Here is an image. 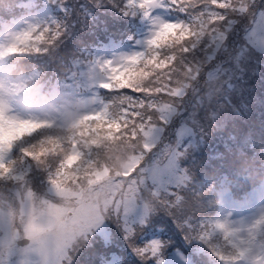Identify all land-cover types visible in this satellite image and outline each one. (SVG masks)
<instances>
[{"label": "trees", "instance_id": "16d2710c", "mask_svg": "<svg viewBox=\"0 0 264 264\" xmlns=\"http://www.w3.org/2000/svg\"><path fill=\"white\" fill-rule=\"evenodd\" d=\"M127 1L8 0L4 5L0 0V28L39 7L47 6L54 14L53 22L39 28V32L45 35L44 41L14 57L7 55L5 62L11 63L12 67L23 65L28 72L36 70L34 78L44 81L46 94L71 85L85 91V82L90 80L87 73L91 71L100 45L123 43L131 40L132 35L135 39L148 25L145 9L134 16L133 12L141 8L138 3L135 7L125 5ZM248 11V5H245L237 17H243ZM255 15L262 17L264 9H256ZM239 23V18L230 19L227 30L231 31ZM244 27L245 37L257 56H264L261 51L264 44L251 38V30L247 25ZM106 29L108 34L104 33ZM262 32L260 29L258 35ZM106 36L109 39L99 41ZM149 51L148 46L145 59L136 63L137 66L143 63L139 72L125 74L109 83L110 90L100 87L101 96L108 101V120L90 118L71 127L42 125L34 134L23 135L14 146L13 159L0 164L1 177L3 174L15 175L6 183L0 180V189L23 191L29 180L32 187L42 184L51 192L54 188L73 193L81 190V201L98 194L104 198L103 203L98 204L101 220L104 217L105 222H119L128 230L156 223L157 230L163 233L161 240L172 238V245L163 254L165 264H174L170 256L176 251L185 255L189 247L199 250L202 264H221L210 241L215 245L224 244V234L216 227L222 190L227 188L235 201H241L253 195L264 182V144L261 143L264 128L260 111L242 105L243 110L235 111L232 117L234 122H220L204 136H193L191 142L181 148L188 127L186 122L179 121L184 111L183 102L197 95L199 84L218 78L222 69L220 65L213 69L207 67L215 52L207 54L204 59L183 58L180 65L187 67L188 75L178 68L180 86L173 90L177 99L157 100L152 120L144 119L143 104H129L126 108L123 105L129 98L116 93L130 86L146 95L160 91L155 87L158 81L152 80L155 69L145 70L150 68L147 64V59L151 58ZM66 55L71 58L64 60ZM249 65L236 73L233 87L239 92L246 89L254 92L264 79V60L254 59ZM197 73H203V81ZM138 80L144 83L138 84ZM132 108L136 110L131 111ZM220 136L225 138L223 143L216 140ZM242 140L249 142L248 147L256 152L246 151L241 146ZM75 145H79L84 154L69 165ZM200 154L205 158L201 159ZM109 164L119 170H113L107 176L104 170ZM155 169L163 173L158 175ZM114 177L122 181L115 193L107 187L109 178ZM133 200L145 208V214L140 218L136 216L138 219L128 218L126 222L124 210ZM169 219L175 230L163 228L162 222ZM93 228L92 224L79 225L78 232L75 231L78 239L75 238L68 249L83 246ZM260 236L264 237V229ZM138 255L142 256V252Z\"/></svg>", "mask_w": 264, "mask_h": 264}, {"label": "snow or ice", "instance_id": "6c2138e0", "mask_svg": "<svg viewBox=\"0 0 264 264\" xmlns=\"http://www.w3.org/2000/svg\"><path fill=\"white\" fill-rule=\"evenodd\" d=\"M129 3L135 6L137 0H129ZM154 4L155 0H138L141 9L151 8ZM164 4L174 18L161 22L154 38L148 42L151 58L147 59V64L150 68L145 69L146 71L155 69L152 80L158 81L155 87L160 91L146 95L142 91H136L135 87H126L116 93L129 98L128 103L123 106L127 108L129 104H143L144 119L152 120L156 113L157 100L177 99V94H174L173 90L180 86L178 68L185 76L188 75L187 67L181 66L180 61L186 57H191L193 60L204 59L207 54L215 52L214 59L207 67L213 69L220 65L222 74L213 81L199 84L200 91L197 95L186 98L183 102L184 111L179 121L186 122L188 127L181 148L188 145L193 136L197 138L204 136L220 122H234L232 117L235 111L243 110L242 105L260 111L262 128H264V79L260 80L259 87L254 92L247 89L239 92L233 87L236 73L241 68L249 67V61L264 60V56H257L256 50L244 34V26L247 25L251 30V38L264 41V36L258 35L259 30L264 29V17L257 18L255 15L256 9H264V0H164ZM245 5H248V13L243 17H237V13L242 11ZM232 18H239L240 23L228 31L227 26ZM33 32L35 31L25 32L23 38L17 37V39L25 45H28L29 40H38L40 43L45 40L43 32H40L38 37L34 36ZM26 50L29 48H21L15 43L7 49L9 53ZM144 59L141 54L131 58L122 68H111L114 74L112 79L116 80L121 74L131 75L139 72L143 63L137 66L136 61ZM197 76L203 81V73H197ZM137 83L144 82L138 80ZM104 87L111 89V85L108 84ZM0 121L3 123V128L0 130L9 138L10 149L22 138L21 131L24 128L41 126L39 121L24 120L10 114L2 100H0ZM224 139L222 136L216 137L219 143H223ZM248 143L242 140L241 146L249 153H255L256 149L249 148ZM261 143L264 144V139ZM200 158L205 157L200 154ZM76 159L78 157L70 159L69 165ZM84 212L86 216L90 215L89 209H85ZM162 224L165 230H175L174 223L170 219L164 220ZM216 227L224 234V244L215 245L211 241L210 244L221 264H264V237L252 232L245 235L242 231L232 230L224 223ZM162 235L163 233L157 230L156 223L128 230L122 228L119 222L97 220L88 241L83 246L68 250L55 248L54 251L60 256L59 264H114V260L117 259L118 264H165L163 254L172 245V238L169 237L166 241L162 239L160 244H156L153 238ZM34 243L36 255L24 257L23 264H41L40 257L53 250L49 248L48 238L39 234L34 238ZM5 250L9 253L7 259L3 254ZM139 252H142V256L138 255ZM20 259V253L13 246L11 238L0 234V264H20ZM184 259L185 264H202V257L195 247L187 249Z\"/></svg>", "mask_w": 264, "mask_h": 264}, {"label": "rangeland", "instance_id": "374dc122", "mask_svg": "<svg viewBox=\"0 0 264 264\" xmlns=\"http://www.w3.org/2000/svg\"><path fill=\"white\" fill-rule=\"evenodd\" d=\"M79 1V0H77ZM8 0H2L5 5ZM138 3V0H137ZM131 7H135L128 3ZM139 9L133 12L134 16H137ZM53 9L45 6L39 7L35 12L27 14L14 24L10 25L0 36V86L3 85V77L6 71L12 66L6 64V56L9 52L6 45L9 43V38L13 34H20L28 31H37L44 24L53 22L54 14ZM152 14L151 22L145 32L141 34L139 38L120 44H113L109 46V51H100L96 57L97 61L87 73L90 80L85 82V91L79 90L77 86L71 85L60 92L54 90V93L46 94L48 98L55 101V106L58 112L66 113L65 115L58 117L57 119H45L42 117L41 112L45 106H50V100L46 99L45 95L36 94L31 98V104L34 106L31 109L25 111L16 106L8 108V112L24 120L39 121L42 125H52L54 127H71L83 120L90 118L106 119L110 118L108 111V101L100 94V87L105 84L113 83L116 80L123 77L125 74H121L116 80H113V73L111 68H122L131 58L145 56L146 50L149 46V41L154 38V34L159 30L161 22H165L173 17V14L169 13L167 6L164 4V0H155V4L150 8ZM264 17V15L262 16ZM178 18V17H175ZM146 26V27H147ZM260 36H264V29ZM105 34L109 33V30L104 31ZM264 44V41H261ZM70 55H66L63 59H70ZM137 60L136 63H139ZM36 70L29 71V77H35ZM100 94V95H99ZM2 100L6 105L7 102ZM74 111V112H71ZM69 112V113H68ZM3 128V123L0 121V129ZM39 127L28 126L21 131V137L23 135L34 134ZM151 139V136H148ZM186 137V136H185ZM14 147L10 149L9 138L0 130V164H6L14 157ZM84 154V151L79 145H75L70 154V159L78 157L75 161L79 160V157ZM124 159H122L123 161ZM74 161V162H75ZM69 164V163H68ZM129 166V165H128ZM130 167V166H129ZM114 165L109 164L104 170L108 176L109 172L116 170ZM8 170L5 171V173ZM155 173L161 175L163 172L160 169H155ZM160 173V174H159ZM15 177V175H12ZM7 174L0 176V180L6 183L9 177ZM18 176V175H17ZM13 177V178H14ZM26 179V178H24ZM107 187L115 193L119 184V178H109ZM27 180V179H26ZM103 180V179H100ZM101 182V181H100ZM96 184V183H95ZM26 190L14 189L13 191L6 192L0 189V234L11 238L13 246L20 253V264H23V258L29 255H36L34 238L37 234L48 238L49 248L53 249L49 254L40 257L41 264H59L60 256L54 251L55 248L67 250L68 247L74 242V239L78 236L75 233L76 229L81 224L95 225L97 220H101L98 215V204L103 203L104 198L98 194H94L93 198L87 201L79 200V196L82 195V191L77 193L68 190L67 192H60L58 188L52 189V192L44 186L38 185L31 186L28 180L25 184ZM129 189V188H128ZM225 198L220 212L217 214V225L224 223L232 230L242 231L247 235L252 232L258 236L264 229V183L260 188L253 193L248 200H242L236 202L227 188L223 191ZM53 193L55 195H53ZM121 196V195H120ZM17 198H20L18 202H14ZM59 202V203H58ZM89 209L90 215H85L84 210ZM124 212L126 222L128 218L142 217L145 214V208L139 204H135L134 200L129 203ZM137 216V217H136ZM138 219V218H137ZM104 220V217H103ZM21 227L23 228L21 230ZM25 235L26 238L18 240ZM31 237V238H30ZM78 239V238H76ZM156 244L161 243L160 236L153 238ZM4 258H9L7 250L4 251ZM185 255L182 252L176 251L170 256V261L174 264H185ZM114 264H118V259L114 260Z\"/></svg>", "mask_w": 264, "mask_h": 264}, {"label": "clouds", "instance_id": "9594fccd", "mask_svg": "<svg viewBox=\"0 0 264 264\" xmlns=\"http://www.w3.org/2000/svg\"><path fill=\"white\" fill-rule=\"evenodd\" d=\"M23 33L18 35L13 34L9 38V43L6 45L10 47L12 44H17L19 47L24 48L28 47L31 49L34 45H39L38 40H29L28 45L20 43L17 37L23 38ZM39 30L33 32L34 36H39ZM17 53H9V56H16ZM46 85L41 79L34 77H29V72L26 67L23 65H16L6 71L5 76L3 77V85L0 86V99H3L7 102V106L11 108L16 106L25 111L34 107L31 104V98L36 94L45 95L46 99L50 100V106H45L42 109L41 115L45 119H57L65 115L66 113H61L57 111L55 106V101L51 100L46 96ZM74 112V111H71ZM69 113V112H68Z\"/></svg>", "mask_w": 264, "mask_h": 264}]
</instances>
